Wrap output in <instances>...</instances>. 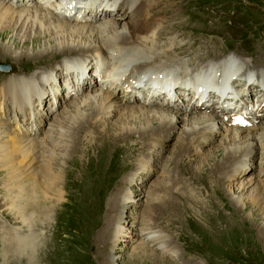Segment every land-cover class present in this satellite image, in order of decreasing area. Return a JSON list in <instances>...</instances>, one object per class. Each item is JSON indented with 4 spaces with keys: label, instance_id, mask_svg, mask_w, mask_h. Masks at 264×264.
Returning <instances> with one entry per match:
<instances>
[{
    "label": "bare ground",
    "instance_id": "obj_1",
    "mask_svg": "<svg viewBox=\"0 0 264 264\" xmlns=\"http://www.w3.org/2000/svg\"><path fill=\"white\" fill-rule=\"evenodd\" d=\"M48 1L49 0H43V2ZM175 1V8L171 11L164 10L166 14L163 16L160 15L162 18H157L153 21L151 10L149 14L147 12V7L143 9V6L150 7L151 0H141L139 2L141 7H139L137 13H140L142 18L133 23L129 20L123 21L124 14H121L120 20L125 22L121 24L119 21L113 20L112 17L109 16L110 14L102 16L101 18L103 19L100 18L98 22H80L74 18L75 15H71L70 12L61 8L51 10L41 7L42 4L40 1L22 0L20 4H17L11 0H0L1 38H3L11 28L12 30L15 28L18 31L23 30L22 35L25 34L28 38L31 34L29 28L35 26L39 31L36 32L34 36L28 38L33 48H35L39 42L49 45L48 48L41 47L37 50H32V53L22 51L15 55L16 58L38 61L46 54H69L61 58L63 61L61 65L53 67L54 62L48 66L51 69L43 70V72L39 70L37 76H31L29 73L26 74V71L24 73L26 77L22 78L19 77V74L15 73L9 78L3 79L6 83H4L3 80L2 83H0V88L3 87L7 92L14 91L16 93V97L13 98V101L20 109H22L21 107L25 103L27 104V108L31 110V100L32 103H34L33 100H35L37 103L36 105L44 106L46 103L44 96L46 93L48 94V90L51 91L53 97L51 102L52 105L50 104L47 106V111L45 113L43 109H39V112H37L38 108L34 104L36 109H34L33 106V110L37 112V121L33 118L30 121L25 120V122H21L19 127L21 126L24 128L21 132H19V130L17 132L14 127L11 129L8 119H2L0 117V168L5 171V176L7 177V181L3 184L7 186V188L14 189L15 191L13 197H8L6 209L13 216V219H20L19 221L27 230V232H22V230L18 228L19 231L4 229L2 234L0 233V242L4 246L3 259L5 261L3 264H9L13 257H19L21 255L26 256L25 258L28 260L27 264L35 261L39 262L35 253L37 250L41 249L39 248V244L40 241L45 238V228H35L36 219H42L43 224L48 222L47 218L44 217V213L47 216L48 213L58 205L62 200L63 191L68 186L69 173L65 180L61 181L62 170H58L57 165L54 166L58 155H61V157L64 155L71 156V159L67 161L68 164L69 161L71 162L73 160L72 158L75 153L81 152V144L87 145L84 149L85 153L92 152L88 157L93 155L98 158V154L100 153L95 150L98 147L97 141L100 143V147L103 144L105 148L111 152L116 149V143H118L119 148L117 154L122 150H124V152H132L131 149L137 146L136 143H138V141H141L140 144L145 143V146L140 145L139 155L143 153V149H146V147L151 151V157L147 158L145 165H138L135 163L136 167L138 165L137 169L142 171V179L139 180V185L142 186L145 182L144 177L146 179L148 175L151 174L148 169V166H150L148 161L154 159L156 164H160V160L163 157V150L166 149L169 144L165 141L166 137H168L171 132L174 133L175 130L180 127L179 124L183 125V123L181 135L180 137L178 136L176 140L174 153L169 156L167 160L168 165H166V174L169 176V173H175L177 181H180L184 185L183 188L177 190L175 195H170L166 190L169 186V178L165 177L164 181H160V185H162L160 188L158 183L155 182L156 180H154L150 186L155 189L154 192L147 190L145 194L138 195L134 198L132 197L134 190L131 189L135 179L133 172L132 174L129 173L128 183L131 186H129V190L127 189L125 191L124 197L119 201L121 205L116 204L115 208L112 209L111 206L114 205L116 201L112 200V203L110 202L107 204V208L111 211L117 210L114 216H110L114 217L113 223L115 225L111 228L114 244H120V240H124V231L126 227H131L133 231L129 233L130 238H125L127 242L132 243L137 240L139 241V245L136 248L137 252L132 256L130 264H175L176 261L171 262L166 256L172 253L169 248L170 242L164 239L160 233H156L153 228L156 226L154 224H160V220L164 219L169 221L170 225L179 223L178 220L183 216V212L185 213L186 209H189V213H194V208H197V214L206 213L208 216H213L214 214L212 213L216 209L218 210L216 216L207 219V224L204 223L206 230L210 228L213 229L214 225L219 229L223 227V223L225 222L232 223V225L236 223L240 224L242 220L241 217L237 216V213L240 214V212H243L247 207L246 203L242 202L241 197H243L247 190L255 184V186L250 188L248 195L243 198V201L246 200V202H249L251 208H260L262 205L261 208L264 211V175L262 174L264 172V164H262V167L258 168L257 173L256 170L253 171V178H248L246 181L242 182L245 179L244 176H247L246 173L250 167V162L255 158L256 154L259 155L255 163L256 166L264 162V118H261L259 122H253L245 128H229V125L225 123L221 117H212L211 114L206 113L205 110L203 113L199 111V109L193 114L187 113V109H191L189 111H192V109H196V106L195 104H189L186 108L184 106L185 101L183 103L184 105L179 106L181 108L175 111L171 109L167 112H163L164 108L149 109L150 107H147L148 103L155 102L150 100V94L140 91V87L146 83L147 80L144 82L140 79L137 80L135 84L131 86L133 90L130 91L127 86L124 85L120 75L111 76V78H109V76L105 74L107 64H113L123 67L122 74L127 73L125 76L126 82L130 81V77L133 78L137 76L147 78L151 80L152 83L157 82L158 88H160V83H166V91L164 94H160V90L158 89L154 90V92L157 93V97H159L160 100L163 98L166 99V105L177 106L176 102L178 103V100L176 102L173 101V97L181 96L179 92L181 91V87H174L170 81L175 78V82L182 85L181 82L187 80L192 75V72L189 74V68L195 65H203L201 69H204L208 66L201 63L203 59H208V56L198 55V53L201 52L198 51L197 54L194 53L192 58V50L188 53L189 55L186 60H181L180 58L184 56H180L179 54L173 55L174 51L172 52V50L178 47L175 46V43L166 41L165 46H160V42H157V37L159 35L162 37L171 32V30L167 32V28L185 25L181 21L182 19H179L180 17L184 18L183 16L186 14H189V16L195 14L189 10L187 12H182L184 3L180 5L179 1ZM16 2H18V0H16ZM61 4L62 0L58 5L60 6ZM196 9L199 10V13H202V15H195V19L202 20L204 17L203 10L199 8ZM196 9H194V11ZM63 11L65 12L64 16L62 15ZM174 11L177 12L178 18L174 16ZM174 19L178 20L174 21ZM185 20H191V17H186ZM171 22L174 24L172 27L170 25ZM28 24L30 25L28 29H26V25ZM118 28L121 29L119 30ZM157 30H159L157 37H153V34ZM172 34L175 33H170L167 36ZM107 35L108 38L105 39ZM42 38H47V40L42 41ZM188 40L190 41V39ZM200 43V40H194L180 47L183 48L187 45V47H199ZM202 45L203 44H201V46ZM2 46L3 44L0 43V53L6 56L9 53L3 49L1 50ZM107 49H112L119 55L117 56L116 54L114 56L113 53L106 52ZM212 52L210 51L207 53L210 54ZM108 55H111L110 58H108ZM91 56L93 58L90 61L89 59ZM113 58L118 59L117 64L114 63L116 60L113 61ZM212 58H216V56H212ZM255 59L256 62H251L252 66L263 69V72L259 71L261 75L258 74V76H255L259 78L255 80L247 76L239 80L240 82L244 81L248 83V85L256 81L257 83L254 87L257 86L258 91L254 92V95L256 93H263L264 95V92L258 85L260 81L264 82V58L262 55H255L253 60ZM221 61L222 60L216 63V67L221 70L217 72V74L214 72L216 76L213 77L216 78L217 81L224 77L226 84L225 89L230 87L229 82L231 79V84L232 82L236 84L238 88L244 92V97L248 99V96L252 95L251 90L254 91V89H252V87H247L248 85L244 86L243 82L238 83V79L235 78L234 75H231L232 69L230 70V66L239 70L237 64H233L231 58H228L229 69H227V66H221ZM94 66L98 68L97 72L103 75L102 81L99 82V84L96 83L92 75ZM55 69L56 71L60 70V72H54ZM182 72L189 74V76L185 78L180 77L179 73ZM83 74H86V77L79 83L78 77ZM14 75H18L17 78L12 77ZM59 79L62 83H64L65 80H70L71 84L68 85V83L64 87L61 83L60 86L58 83ZM92 83L94 86L90 87ZM84 87L88 88L87 91L83 95H79L78 93ZM74 88L76 89V93L73 92ZM182 88L185 89L184 87ZM59 91L61 92L60 94L57 93ZM225 93L224 90L218 97ZM67 96L73 97L67 105L63 106V111H66V116H63L64 121H60L55 110L52 109L61 107V102H63ZM21 97L24 98V102L21 100ZM147 98L148 102H145ZM133 102L136 103L132 104ZM164 103L165 102H163V104ZM54 106H56V108ZM68 106L71 108L66 110L65 108ZM120 111H122V114L116 118L114 122L110 121L109 123L110 117L116 115L118 112L120 113ZM118 115L119 114H117V116ZM13 118L16 124H18V119L15 115ZM41 122H45L47 130L46 133L39 138ZM61 122L67 123L68 126L65 127L68 129L61 126ZM106 128L108 130H106ZM86 130L95 133L96 136L89 137V135L82 138L81 135ZM244 133L245 135H243ZM221 135L224 137L222 138ZM216 136H221L219 140L222 141L221 144L223 147L218 150L221 153H216L217 151H215V148L221 144L208 150L206 148L204 149V147L207 146L212 139H215ZM6 137H11L9 144H6V142H8ZM110 144H115V146L111 149L109 148ZM11 145L13 147L10 149ZM200 153H203L202 157L199 156ZM114 154L115 152H112V155ZM81 156L82 155L79 157ZM184 157L185 159H183ZM177 158L182 160L179 165L176 161ZM186 159H188V161ZM191 159L199 164L197 166L198 170L195 165L193 166L195 163L192 164L193 161L190 162ZM186 162H188V164L190 163L188 172L191 177H193L194 174L197 175V172L204 175L208 173L214 179L213 184L209 183V185H211L209 187L199 186L193 184V181L188 180L185 175L187 167L184 163ZM206 162L207 164L204 166H206L207 172H204L203 169L200 171V167ZM227 162L232 163L228 166V169H226L228 170L226 173V170L222 169H225L224 166L228 165ZM21 163H23V167H21ZM72 164H74V161ZM182 164L184 165L180 167ZM82 165L84 167L83 163ZM171 165V169L168 170ZM134 166L133 168H135ZM93 171L86 170V167L79 171L82 176V181L80 184L76 185L77 192L82 193L83 190L90 189L86 186L85 181L93 177ZM214 172L219 173V175H216ZM228 174L231 175V179L228 177ZM103 176V183H101L100 188L96 189L98 193L105 192L108 179L106 178V174L101 172L100 178H103ZM241 177H243V180L239 183L236 182L238 186H236L235 189L238 190V193L236 196H230L229 191L227 192L225 189V181L226 184H231L233 179ZM96 181L97 179L95 177V182ZM215 182H218V184H214ZM61 184L62 187H60ZM215 186L222 188L223 191L225 189L227 192L226 196L232 197L231 199L234 201L232 203V205H234V210L233 207H231L232 205L230 206L229 204H225L226 207L219 206L217 202L219 192ZM199 187L201 188L200 190H198ZM134 188H136L135 185ZM107 191L108 189L106 192ZM161 191H163L164 195L157 196L156 194ZM203 191L207 193L205 197L201 194ZM240 193H243L242 196ZM82 197L85 201L89 200L87 207H89L91 213V199L83 194ZM143 198L144 200L141 201ZM134 199H138L140 202H135ZM143 202L147 203L143 211L140 212V210H137L128 213L127 215H130V219L124 217V208L128 206L138 208V204H142ZM238 203L239 206L237 205ZM41 205L46 207L45 210H43ZM219 214L221 221L217 219V215ZM235 216H237V218ZM194 218L197 217L194 216ZM127 223L131 226H127ZM134 224H137V226ZM35 229H37V232H35ZM39 229H41V231ZM261 236H257V240L261 243L262 247H264V240H261ZM257 240L255 239L254 242ZM7 247L8 249L6 252ZM14 251H16V253H13ZM41 252L42 251H40L38 255L39 259L42 257ZM30 256H32V258ZM177 259H180V255L174 258V260ZM100 264L108 263L104 261L102 263L100 262Z\"/></svg>",
    "mask_w": 264,
    "mask_h": 264
},
{
    "label": "rangeland",
    "instance_id": "obj_2",
    "mask_svg": "<svg viewBox=\"0 0 264 264\" xmlns=\"http://www.w3.org/2000/svg\"><path fill=\"white\" fill-rule=\"evenodd\" d=\"M159 1L162 2L161 3L162 6L160 4H158L157 6L151 4L152 11L157 12L152 14L153 21L157 18L159 19L162 18V16L166 14L165 11L167 10L171 11L176 6L175 0H159ZM177 1H179L180 5L184 3L182 12H187L189 10L195 14L191 16H189V14H186L185 16H183L184 18L182 17L179 18L182 19L181 21L185 25L183 26L180 25V27L167 28V32L171 30V32H169L168 34L170 33L182 34V37H178V38L174 37L176 38L175 40H170L171 38L173 39V37L167 36L168 34L162 37H160L161 35H159L158 38L157 35L159 30H157L153 34V37H157L158 40L157 42H160V46H165V42L169 40L171 43L174 42L175 46L178 47L172 50V52L174 51L173 55L179 54L180 56H184L180 58L181 60H186L189 55L188 53L192 50H193L192 52L193 54L191 53L192 58L194 56V53L197 54L198 51H201L200 53H198V55L208 56L207 58L212 61L217 60L214 63H209V64H213V66L211 67L212 76H216L214 72L217 74V72L221 70L220 68L216 67V63L218 61L222 60L221 66H227L226 68L229 69L228 67L229 62L227 61V59L231 58L232 63L237 64V66L239 67V70H237L234 66H233L234 68L230 66V70L232 69L231 75L232 76L234 75L235 78L238 79L239 81L238 83L243 82V85L247 86L248 83H245L244 81L240 82L239 79L241 78L243 79V77H247V76L255 80L259 78L255 76H258V74L261 75L259 71L263 72V69L253 67L251 62H256V59L253 60L255 55H262V57L264 58V0H184V2L183 0H177ZM196 8L202 9L204 12V17L202 18V20L195 19V15L198 14L202 15V13H199V10H197ZM194 9L196 10L194 11ZM174 16L178 18L177 12L175 11H174ZM110 17H112V19L115 21H119L121 24L125 23L123 22L124 20L122 21L116 16H110ZM186 17H191V20H185ZM176 20L178 19H174V21ZM29 25L30 24L26 25V29H28ZM170 25L171 27L174 26L172 22L170 23ZM118 29L120 30L121 28ZM29 30H31V34L28 36V38L34 36V34L39 31V29L36 28L35 26L29 28ZM22 33L23 30L18 31L16 28L13 30L11 28L3 38L0 37V43L3 44L1 50L3 49L4 51H7L9 53L6 56L1 55L0 53V63H8L10 65L7 71L0 70V83H2L3 79L9 78L12 74L15 73L19 74V77L22 78L26 77V74L28 73L31 76H37L39 70L43 72V70L51 69L48 66L53 64L54 62L55 63L53 64V67L61 65L63 62L61 58L66 55H69V54H59V55L46 54L45 56L42 57V59L38 61L28 60L26 58L25 59L16 58L15 55L21 53L22 51H28L29 53H32V50H37L41 47H46V48L49 47L48 44H43L39 42L37 46L33 48L31 41L27 38L25 34L22 35ZM107 38L108 35L105 36V39ZM177 39L181 40L180 42H178V44L176 43ZM188 39H190V41L200 40L201 41L200 46L201 44L203 45L201 47L200 46L187 47L188 45L183 48L180 47L182 45L187 44V42H190ZM44 40L46 41L47 38H42V41ZM210 51L213 52L208 54L207 52ZM214 55L216 56V58H212V56L215 57ZM79 58H83V57H79ZM92 58L93 57L91 56L89 60L91 61ZM26 71L27 73L24 75ZM58 71L60 72V70L56 71L55 69L54 72H58ZM189 74L182 72L179 73V76L185 78L189 76ZM17 76L18 75H14L12 77L17 78ZM3 82L6 83L5 80H3ZM69 82L71 81L69 80ZM170 82L174 85L173 79ZM58 83L61 86L62 81L59 79ZM181 84L182 86H184L183 81L181 82ZM255 84L251 83L247 86V87H252V89H254V91L251 90V94L253 93L252 95H254V92L258 91L257 86L254 87ZM258 85L259 87L264 86V82L260 81ZM93 86L94 85L92 83L90 87ZM85 87L78 93L79 95H83L87 91L88 88ZM0 90H1L0 93L5 92L4 99L6 102H9V99L13 100V98L16 97V93L14 91L7 92L6 90L3 89V87H1ZM57 93L60 94L61 92L59 91ZM72 97L73 96L66 97L63 100V102H61L62 105L61 107L56 108V106H54L56 109H52L55 110V113L57 114L58 118H60V121H64L63 116H66V111L65 112L63 111V106L67 105L68 102H70V99H72ZM44 98L46 99V103L44 106L41 107L40 105H36L37 104L36 101L33 100L34 109H36L35 105L38 108L37 112H39V109H43L44 113L47 111L46 108L51 104L53 99L51 91L48 90V94L46 93ZM147 100L148 98L145 99V102H148ZM185 100L187 99L186 98L178 99V101H180L179 103L181 104V105L179 104V106H183ZM247 101H250V99L248 98ZM135 103L136 102H133L132 104ZM147 107L148 108L150 107L149 109L164 108L163 112H167L168 110L171 109H173L174 111L178 109V107L176 108V106L173 105H166V103L163 105L159 103H148ZM70 108L71 107L68 106L65 109L69 110ZM187 111H188L187 113L193 114L198 110L196 111L194 109L192 111L189 110ZM199 111H201L202 113L205 112L204 110H199ZM14 113H15L14 107L10 105L8 106V108L6 107L4 109L3 98H0V117L2 119L7 118L9 121V119L13 117ZM206 113H209L211 114L212 117L213 116L215 117V111H210ZM117 114L119 115L117 116ZM117 114L110 117L108 122L109 123L110 121L114 122V120L122 114V111H120V113L118 112ZM60 124L61 126H64L65 129H68L67 127H65L68 126L67 123L65 124L64 122H61ZM183 125L179 124L180 127H178L174 133L171 132L169 135L170 137L168 136L169 138L166 137L165 141L166 143L169 144L166 147V149L163 150V157L160 160V164L159 163L156 164V161L154 159H150L148 161L150 165L148 166V169L150 170L151 174H149L146 179L144 177L145 182L144 185L142 186L139 185L140 182L139 180L142 179L141 178L142 171H140V169H137V167L138 165L146 164L147 158L151 157V151H149L148 148L146 147V149H143L144 150L143 153L139 155L140 145L145 146V143L140 144L141 141H138V143H136L137 146L131 149L132 152L129 151L124 152V150H122L123 152L121 151L119 154H117L119 144L116 143V149L112 152H115V154L117 155L115 154L112 155V152L107 150L103 144L100 147V143L97 141L98 147L95 150L98 153H100L98 154L99 155L98 158L93 155H90L88 157V155L92 154V152L85 153L84 149L87 147V145L81 144V148L83 150L81 149L80 153L77 154L75 153L72 158L73 160L71 162L69 161L68 164L67 161L71 159V156L64 155L63 157H61V155H58L57 161L55 162L54 166L57 165V169L62 170L61 181H64L67 174L69 173L68 186L65 188L64 191L61 189L63 191L62 200L58 203V205L55 206V208L50 213H48L49 216L48 215L46 216L44 213V217L47 218L48 222L43 224L42 219L40 218L36 219L35 225L37 227L35 226V228H39V227L41 229L45 228V231L42 230L45 232V238L40 241L39 248L41 249L37 250L39 252L36 251L35 253L37 255V260H39V262L35 261L28 264H48V263L49 264H100V262L102 263L104 261H107L108 264H130L132 256L137 252L136 248L139 245V241L137 240L132 243L127 242L126 239L130 238L129 233L133 231L131 227L130 228L126 227V230L124 231V240H120V244L119 243L114 244V237H112L111 235L112 234L111 228L115 224L113 223L114 217H110V216H114V213L117 210L111 211L110 209L107 208V204H109L112 200H115L116 203L114 205L111 206L110 204L112 209L115 208L116 204L121 205L119 201H121V199L124 197L125 191L129 188V186H131L128 183V177L133 172L135 179L133 181L134 184L131 186V189L134 190L132 193V197L134 198H136L138 195L145 194L147 190H149L150 192L151 191L154 192L155 189L150 187L154 180H156L155 182L158 183V186L160 188L162 186L160 185V181H164L165 177L169 178L168 179L169 186L167 187L166 190L169 192L170 195H175L177 193V190L183 188L184 185L180 181H177L175 173H171V174L169 173V176L166 174V165H168L167 160L169 156L174 153L176 140L178 136L180 137L181 135ZM236 127L243 128L242 126H238V125L236 126L229 125V128H236ZM245 127L246 126H244V128ZM10 128L11 129L13 128L12 125L10 126ZM46 130H47V126L45 122H42V127L40 130L41 132L39 131L40 133L39 138L46 133ZM106 130L108 129L106 128ZM88 131L89 130H86L82 133L81 135L82 138L84 136H89V135H90L89 137L96 136L95 133ZM107 134H111V133H107ZM243 135H245V133ZM221 136L219 137L216 136L215 139H212V141L209 142L208 145L204 147V149L206 148L208 150L211 149L212 147H216L220 145L222 143V141L219 140ZM223 137L224 136H222V138ZM6 140H8L6 144H9L11 137L8 138L6 137ZM114 146L115 144H110L109 148L112 149ZM12 147L13 146L11 145L10 149ZM222 147H223L222 144L216 147L215 148L216 149L215 151H217L216 153H221L218 150L221 149ZM203 153H200L199 156L202 157ZM80 155L82 156L79 157ZM258 157L259 155L256 154L255 158L250 162V167L248 168V172L246 173L247 176H244L245 178L244 180L242 179L243 177L238 179H233L231 181L232 182L231 184L229 183L226 184L225 181L224 183L225 189L227 192L229 191L230 196L232 195L236 196V194L238 193V190L235 189L236 186H238L236 182L239 183L242 180H243L242 182H244L248 178H253L252 175L253 171L256 170V173L258 172V167H256L255 164ZM183 159H185V157ZM186 160L188 161V159ZM73 161L74 164H72ZM176 161L179 165V163L182 160L181 159L179 160V158H177ZM190 162H192V164L195 163V161L192 159ZM82 163L84 164V167H86V170L88 171L94 170L92 172L94 174L93 177L91 178L92 180L86 179L85 181L86 186H88V188L90 189L83 190V192L80 193L76 191V185L80 184V182L82 181V176L79 173V171L82 168H84ZM135 163L138 164L137 167ZM231 163L232 162L228 163V165L226 164L227 166H224L225 169L222 170L228 169V166ZM184 164H186L187 167L185 175L188 180L193 181L192 182L193 184L199 186H206V187L211 186L209 185V183L213 184L214 179L208 173L204 175V174H199V172H197L198 173L197 175L194 174L193 177H191L188 172L190 168L189 166L190 163L188 164V162H186ZM184 164H182L180 167H182ZM205 164H207V162L200 167L201 168L200 171L203 169L204 172H207L206 166H204ZM20 165L21 167H23V163H21ZM194 165L196 166L197 169V166L199 164L195 163L193 164V166ZM133 166L135 168H133ZM171 167L172 165L168 168V170L171 169ZM101 172H104L106 174V178L108 179V181L106 182L105 192L98 193L96 189L100 188L101 183H103L104 181V176L103 178H100ZM227 172L228 170H226V173ZM214 173L216 175L217 174L219 175V173L216 172ZM5 175H6L5 171H3V169L0 168V233L2 234L4 229L10 230V226H12L13 230L19 231L18 229H21L22 232H27L25 226L19 221L20 219H13V216L6 209L7 206L6 202L8 201V197H13L15 191L14 189H9L7 188V186H4L3 183L7 181V177ZM230 176L231 175L228 174V177ZM95 177L97 179L96 182H95ZM214 184H218V182H215ZM134 185L136 186V188H134ZM253 186H255V184H253L250 188H252ZM60 187H62V184L60 185ZM250 188L247 190L244 196L241 197L242 202H245L247 207L245 210H243V212L241 211L240 214L237 213V216L241 217L242 220L240 224L236 223L232 225V223L225 222L223 223V227L219 229L216 227V225H214L213 229L210 228L206 230V226L204 227V225L207 224V219L216 216L218 210L216 209L212 213L214 214L213 216H208L206 213L197 214L198 211L197 208H194L195 210L194 213L193 212L189 213V209H186L185 213L183 212V216L180 218L181 220L180 219L178 220L179 223H174L170 225L169 221H166V219H164V220H160V224L158 223L154 224L156 226L154 227L155 229L153 228V230L156 231V233H160L164 237V239L170 242L169 248L171 249L170 251L172 253L167 254L166 255L167 258H169L171 262L176 261L175 264H190V263L191 264H264V247H262L261 243L257 240V236L264 235V211L261 208L262 205L260 208L259 207L251 208L249 202H246V200L243 201V198H245V196L248 195ZM107 189L108 191L106 192ZM200 189L201 188L199 187L198 190ZM216 189L219 192L217 198V202L219 203V206L224 207L225 204H229L231 206L234 201H232L231 199L232 197L226 196L227 192L225 191V189L224 191L220 187H216ZM82 194L91 199L92 202L91 213L89 207H87V205L89 204V200L85 201V199H83L82 197ZM201 194L203 197L207 195L205 191L201 192ZM240 194L242 196L243 193ZM156 195L163 196L164 194L163 191H161ZM142 200H144V198L141 199V201ZM134 201L136 202L139 200L134 199ZM95 204H99V205H95ZM139 204L137 206L138 208H135L134 206L132 207L128 206L127 208H124V213H125L124 217L130 219L131 217L130 215H127L128 213H132L137 210L138 211L140 210V212L143 211V208L147 203L143 202L142 204L140 205ZM237 205L239 206V203ZM231 207H233L234 210V205H232ZM42 208L43 210H45L46 207L42 206ZM194 216H196L197 218H194ZM237 216L235 217L237 218ZM219 217L220 214L217 215V219L218 221H221ZM198 221L201 223H199ZM8 224H9V228H7ZM134 225L137 226V224ZM127 226H131V225L127 223ZM41 229L39 230L41 231ZM35 232H37V229H35ZM255 239L257 240L256 242H254ZM261 240H264V236H261ZM3 247H4L3 244H1L0 242V264L1 263L3 264V262L5 261L3 259V254H4ZM7 249L8 247L6 248V252ZM40 251H42L41 252L42 257L39 259L38 255L40 254ZM13 253H16V251H14ZM179 255H180V259L174 260V258L178 257ZM25 257H26L25 255H21L19 257H13L9 264H27L28 260ZM30 257L32 258V256Z\"/></svg>",
    "mask_w": 264,
    "mask_h": 264
}]
</instances>
